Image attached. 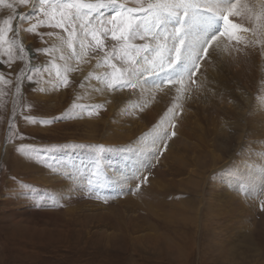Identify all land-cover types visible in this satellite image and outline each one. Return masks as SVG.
<instances>
[{
    "label": "rangeland",
    "instance_id": "1",
    "mask_svg": "<svg viewBox=\"0 0 264 264\" xmlns=\"http://www.w3.org/2000/svg\"><path fill=\"white\" fill-rule=\"evenodd\" d=\"M8 12L0 6V20ZM21 39L31 50L30 65L43 71H33L36 90L22 99L0 93V264H264V108L251 114L257 99L264 106V95L241 90V81L232 75L231 40L223 39L216 62L208 66L207 91L197 89L182 98L184 106L174 121L166 111L173 106L174 93L166 95L152 85L106 90L105 81L96 78L106 70L103 63L96 67L102 53L87 63L69 58L71 49L59 36L41 41L23 31ZM45 48L48 52H37ZM26 63L27 56L18 59L13 74ZM0 71L10 72L7 66ZM89 73L90 81L84 79ZM65 76L68 87L62 83ZM232 93L238 99L236 110L244 101L251 105L245 116L227 115ZM14 115L13 132L20 135L9 140ZM26 116L32 119L26 121ZM58 116L64 119L42 123ZM172 123L177 135L165 151L153 138L162 129L171 130ZM158 150L163 152L159 162L136 193L135 176L151 166ZM89 179L100 200L88 190ZM214 191H221L219 198L212 197ZM212 201L218 207L214 214L209 210ZM153 204L154 225L181 211L193 241L189 258L176 261L165 254L164 245H138L131 239L138 232L122 237L116 230V213L142 216ZM237 205L245 210L244 217ZM231 221L236 224L230 234L224 228ZM216 230L218 238L213 236Z\"/></svg>",
    "mask_w": 264,
    "mask_h": 264
},
{
    "label": "snow or ice",
    "instance_id": "2",
    "mask_svg": "<svg viewBox=\"0 0 264 264\" xmlns=\"http://www.w3.org/2000/svg\"><path fill=\"white\" fill-rule=\"evenodd\" d=\"M0 6L9 11L6 18L0 20V67L7 66L10 70L8 74L0 71V93L11 94L13 99H22L26 92L35 91L32 73L43 71L30 65L31 50L21 39L23 31L33 33L41 41L45 36H59L71 49L69 58L90 63L102 53L101 59H96V67L103 63L106 70L103 76L96 78L105 81L106 90H143L150 84L166 95L174 93L173 106L166 109L172 113L174 121L184 106L180 103L182 98L187 100L190 92L197 89L207 91L210 79L207 69L216 62L223 39L234 41L237 54L258 50L264 56V0H0ZM21 7L28 11H17ZM233 17L244 21L246 26L234 22ZM25 23L29 24L27 29L22 27ZM41 28L50 30L38 31ZM77 41H80L79 50ZM40 51L48 52V49H37ZM26 56L28 63L13 74V65ZM229 57L237 59L232 50ZM84 79L90 81L92 74ZM62 83L69 86L67 76ZM15 119L14 115L8 124L9 140L20 135L13 132ZM62 119L63 116H58L42 123ZM176 127V123H172L171 130L157 132L153 144L159 139L161 148L166 151L168 140L177 135ZM23 148L21 145L19 150ZM99 151H105L104 147L99 146ZM162 154L158 150L151 166L135 176L136 193L147 184ZM88 185V190L100 200L99 189L93 187L91 179ZM260 207L264 211V203Z\"/></svg>",
    "mask_w": 264,
    "mask_h": 264
},
{
    "label": "bare ground",
    "instance_id": "3",
    "mask_svg": "<svg viewBox=\"0 0 264 264\" xmlns=\"http://www.w3.org/2000/svg\"><path fill=\"white\" fill-rule=\"evenodd\" d=\"M122 2H127V0H122ZM231 19H233L234 22L244 23L246 26V23L242 20H239L235 17H233ZM49 30L50 29H48V28H41L38 31L47 32ZM56 31L59 32L58 29ZM77 45H79V43H77ZM110 47H111V44H109V48ZM232 49H234V41L230 42V50H232ZM233 55L236 56L237 59H232V61H233L232 75L241 81V83H242V89L241 90L251 91V92H253V95H255V96H263L264 95V56H262L258 50H255V51L249 50L246 53L241 52L239 54L235 53V51L233 50ZM241 95H244L248 99L249 102H251L253 100L252 97H247V95L244 94V92H242ZM227 100H230L229 102L231 104V109L227 113V115H230V117H232L234 119L236 117H238L239 115L245 116V113L247 112V108L251 107L250 104H248L247 102L244 101L242 109L236 110L234 105L237 103L238 99H237L236 94H233V93ZM257 101H258L257 105L255 106L256 111L254 112L252 109V111H253V112H251L252 115H254L255 113H259L260 108H264V106L259 105V104H261V102H259V99H257ZM249 110L251 111V109H249ZM261 113L264 114V110L261 111ZM87 126H89V125H87ZM260 127H261V132H262L261 137H262V136H264V116L261 117ZM93 134H94V132H93ZM260 143L263 144L264 141H262ZM213 145H214V143H213ZM114 155L115 154H113L111 157H115ZM107 157L109 158L110 156H107ZM111 165H113V164H111ZM113 177H114V181L111 183V185L113 183L115 184V175ZM113 177H111V178H113ZM111 178H110V180H112ZM109 184H110V182H109ZM220 192L221 191H219V192L214 191V193L216 195L212 194V197L219 198L220 195H218V194H220ZM153 197L154 196L151 195L150 200ZM209 207H210L209 210H210L211 214L217 213L216 210H218V207L216 206L214 201H212L209 204ZM236 207H237L236 208L237 211L239 213H241L240 216L244 217V214L246 213L245 210H242L239 205H237ZM152 208L153 209L155 208V204H153V206L150 205L149 209H147L142 214V216H137V217L128 216L123 211L116 213L118 224H115L116 225L115 227H119V229L117 228L116 230H119V232H121L122 237H124V236L129 237V236H131L132 233H135V231L138 232V236H132L131 237L132 241L137 243L138 245L142 244L143 246H147V247H151V246L156 247L159 245H164L165 254L174 258L176 261L179 259L183 260V259L189 258L190 253L192 252V250L189 247V244H190V242H193V241H192V239H190V237H188L190 230L186 229V221L182 218L181 211L178 212V211L174 210V211L166 214L165 216H163L164 222H161L160 224L154 225L150 221V212H151ZM99 215H96V216H98V219H99V217H101ZM101 215H104V214H101ZM106 219H108V215H107V217L105 216L104 220H106ZM217 220H218L217 218H211L210 219L211 223L215 222V224L217 223ZM113 221H115V220H113ZM235 222L236 221L228 222V225L224 228V231L228 233V230H229L230 231L229 233L231 234L230 228L232 229V226L233 225L235 226V224H236ZM139 223H141L142 227H145V228H141ZM117 225H119V226H117ZM134 228L138 229V230H134ZM239 228H240V226H239ZM215 229H217V228H215ZM117 235L119 236V234H117ZM220 235H221V233L218 232L217 230L213 234V236L215 238L216 237L218 238ZM194 240H195L194 242L196 243L197 242L196 237ZM183 248L187 249L188 251H184ZM209 250H211V249H209ZM154 255H156L158 257L160 256V254L157 252L154 253Z\"/></svg>",
    "mask_w": 264,
    "mask_h": 264
}]
</instances>
